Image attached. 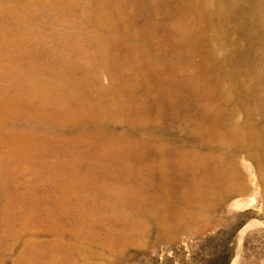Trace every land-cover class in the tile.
<instances>
[{
	"label": "rangeland",
	"instance_id": "rangeland-1",
	"mask_svg": "<svg viewBox=\"0 0 264 264\" xmlns=\"http://www.w3.org/2000/svg\"><path fill=\"white\" fill-rule=\"evenodd\" d=\"M78 2L0 0V264H264V0Z\"/></svg>",
	"mask_w": 264,
	"mask_h": 264
},
{
	"label": "bare ground",
	"instance_id": "bare-ground-1",
	"mask_svg": "<svg viewBox=\"0 0 264 264\" xmlns=\"http://www.w3.org/2000/svg\"><path fill=\"white\" fill-rule=\"evenodd\" d=\"M79 0H55V2H56V5L58 6V7H60V8H62V9H68V8H70L71 6L73 7V5H75L77 2H78ZM86 1V0H85ZM94 1H97V2H101V3H99V5L101 6V8H104V6L105 5H111V4H113L114 2H116L117 0H94ZM134 1V0H133ZM93 2V1H92ZM26 3H30V1H26ZM79 3V2H78ZM82 3V0H80V4ZM90 3V2H89ZM89 3H88V5H89ZM118 3H119V1H118ZM3 4V3H2ZM8 4V3H7ZM84 4H86V3H84ZM91 4V3H90ZM94 4V3H93ZM98 4V3H97ZM29 5V4H28ZM82 5V4H81ZM87 5V4H86ZM51 6V5H50ZM80 6V5H79ZM82 6H84V5H82ZM89 6H91V5H89ZM88 6V7H89ZM34 7V6H33ZM52 7H54V6H52ZM74 7H76V6H74ZM51 8V7H50ZM59 8V9H60ZM82 8V10L84 9V7H81ZM87 8V7H86ZM85 8V9H86ZM91 8V7H90ZM98 8V7H97ZM30 9V8H29ZM28 9V10H29ZM74 8H72V10H73ZM78 9V8H77ZM89 9V8H88ZM87 9V10H88ZM93 9H94V7H93ZM100 9V8H99ZM2 9H0V14H1V17L2 16H4V12H2L1 11ZM5 10V9H4ZM21 10V9H20ZM53 10V9H52ZM76 10V9H75ZM94 10H96V9H94ZM25 11H26V9H25ZM77 11V10H76ZM101 11H103V10H101ZM101 11H99V12H101ZM57 12V11H56ZM75 12V11H74ZM89 12V11H88ZM92 13H93V11H91ZM54 14H55V12H53ZM71 13V12H70ZM69 13V14H70ZM86 13V12H85ZM90 13V12H89ZM6 14V13H5ZM26 14V13H25ZM60 14H64V12H62V13H59V15ZM65 14H66V12H65ZM67 14H68V12H67ZM79 14V13H78ZM95 14H96V12H95ZM99 14V13H98ZM109 14V13H108ZM28 15V14H27ZM72 16L74 15V14H71ZM70 15V16H71ZM80 15V14H79ZM83 15V14H82ZM61 16V15H60ZM65 16V15H64ZM69 16V17H70ZM96 16V15H95ZM87 17V16H86ZM92 17V16H91ZM98 16H96V18H97ZM101 17V16H100ZM103 17H105V16H103L102 15V20L103 19H105V18H103ZM108 17V16H107ZM102 20H100V21H102ZM107 20H109L108 18H107ZM98 21V20H97ZM99 22V21H98ZM105 22H106V20H105ZM103 23V22H102ZM108 25V24H107ZM101 27H103V26H101ZM231 76H233V75H231ZM253 76V75H252ZM258 76V75H257ZM256 77V76H255ZM255 79V78H254ZM232 81L233 82H235L236 80H235V78L233 77L232 78ZM254 81V80H253ZM258 81V80H257ZM256 81V82H257ZM255 82V83H256ZM261 82V81H260ZM260 82H259V85H260ZM258 83V82H257ZM234 85V84H233ZM235 86H233V88H234ZM236 90V89H235ZM252 94V93H251ZM200 99V98H199ZM255 101H257V100H255ZM197 102V101H196ZM195 102V103H196ZM193 103V102H192ZM261 103V102H260ZM168 184H169V182H167L165 179H163V181L161 182V187H160V189H161V192H162V198H163V200H168V195L166 194L167 193V191H168ZM197 188V187H196ZM163 212L165 213L164 214V216H165V218H168V211H167V209L165 208L164 210H163Z\"/></svg>",
	"mask_w": 264,
	"mask_h": 264
}]
</instances>
